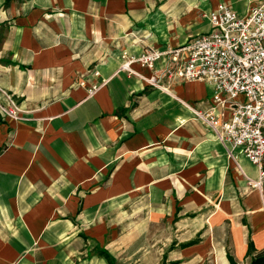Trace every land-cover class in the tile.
Returning <instances> with one entry per match:
<instances>
[{"label": "crops", "instance_id": "1", "mask_svg": "<svg viewBox=\"0 0 264 264\" xmlns=\"http://www.w3.org/2000/svg\"><path fill=\"white\" fill-rule=\"evenodd\" d=\"M261 2L0 0V89L21 109L19 120L0 114V264H109L100 249L116 264H181L167 222L180 230L216 200L214 225L228 223L239 184L260 170L196 116L214 106V87L153 88L134 60L209 33L222 4L245 15ZM246 195L243 209L264 207ZM249 231L227 236L224 264L228 253L250 264V236L254 255L264 250Z\"/></svg>", "mask_w": 264, "mask_h": 264}, {"label": "built area", "instance_id": "2", "mask_svg": "<svg viewBox=\"0 0 264 264\" xmlns=\"http://www.w3.org/2000/svg\"><path fill=\"white\" fill-rule=\"evenodd\" d=\"M211 31L193 37L183 48L150 50L134 60L153 76L146 80L163 88L164 78L177 82H204L214 87L207 112L194 111L218 140L238 149L260 170L264 180V2L239 15L220 5L206 16ZM167 60V61H166ZM160 63H164L158 68ZM96 90H90L94 94ZM223 108L221 114L215 111ZM20 107L0 89V114L19 120ZM260 186V185H259Z\"/></svg>", "mask_w": 264, "mask_h": 264}, {"label": "rangeland", "instance_id": "3", "mask_svg": "<svg viewBox=\"0 0 264 264\" xmlns=\"http://www.w3.org/2000/svg\"><path fill=\"white\" fill-rule=\"evenodd\" d=\"M228 178L229 182L234 181L233 176H228ZM254 178H256L258 182L252 184L251 182H247V180L244 187L239 184L238 190L242 195L239 200L236 198V195H233L234 198L230 199L229 210H227V216L230 218L227 221L228 223L224 222L222 225H214V216L217 215L216 213L221 212L220 208H216L214 205L218 202L216 200H214L212 205L197 211V213H189V216L192 217L184 219L186 225L181 227L180 230L177 228L172 230L174 225H172V222H167L166 228L181 236L182 240H178L179 244L196 238L197 231L191 230L196 227V224H199L197 227L205 226L199 245L183 251L178 244L172 256L183 258L179 261L181 264H224V255L228 251L231 253V239H228V235L230 238L231 236L235 238V235L241 234L243 238L246 239L250 229L253 232V236H258L260 234L264 235V207L261 199L250 209H243L244 207L242 205L243 200L247 196L246 193L250 191L258 192L259 196L261 194L264 201V180L261 181L258 179V176H254ZM258 183H260V186H258ZM244 192L246 193L244 194ZM134 205H137V203H134L132 206ZM243 210H245V214L242 213ZM135 211H137L136 208ZM238 212L239 214H237ZM121 226L124 227V225ZM212 235L214 236V240L211 239Z\"/></svg>", "mask_w": 264, "mask_h": 264}, {"label": "trees", "instance_id": "4", "mask_svg": "<svg viewBox=\"0 0 264 264\" xmlns=\"http://www.w3.org/2000/svg\"><path fill=\"white\" fill-rule=\"evenodd\" d=\"M179 210H180V209L178 208V211H179ZM176 219H178V218H176ZM199 242H200V239L197 238V239L192 240V241H190V242H188V243H186V244H182L181 247H182V248L190 247V246H193V245L198 244ZM248 247H249V248H248V251H247V256H248V257H251V262H250V264H264V250L261 251V252H259V253H257L256 255H254L255 252H256V248H255V246H254V242H253L252 239H251V236H250V240H249ZM98 255L101 256V257L106 258V260H108L109 264H116V261L114 260V258L111 256V254H110L107 250H105V249H100V250L98 251ZM227 257H228L229 261L231 262V264H237V263L235 262V260H234V258H233L232 255H230V254L228 253ZM162 264H165V261H163Z\"/></svg>", "mask_w": 264, "mask_h": 264}, {"label": "bare ground", "instance_id": "5", "mask_svg": "<svg viewBox=\"0 0 264 264\" xmlns=\"http://www.w3.org/2000/svg\"><path fill=\"white\" fill-rule=\"evenodd\" d=\"M260 185V183H258V186Z\"/></svg>", "mask_w": 264, "mask_h": 264}]
</instances>
